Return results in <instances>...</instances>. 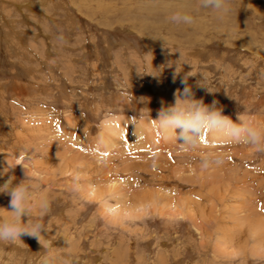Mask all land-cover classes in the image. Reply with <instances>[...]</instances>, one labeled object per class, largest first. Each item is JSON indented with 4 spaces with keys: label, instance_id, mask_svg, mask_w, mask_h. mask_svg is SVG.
Segmentation results:
<instances>
[{
    "label": "rangeland",
    "instance_id": "obj_1",
    "mask_svg": "<svg viewBox=\"0 0 264 264\" xmlns=\"http://www.w3.org/2000/svg\"><path fill=\"white\" fill-rule=\"evenodd\" d=\"M178 2L0 0V185L29 170L55 264H264V145L202 139L224 162L201 171L197 153L135 125L172 103L186 74L195 98L264 123V0H231L224 19L185 0L192 25L168 19ZM115 116L134 133L101 147ZM178 198L189 205L177 216ZM9 199L0 193V208ZM22 240L0 242V264H43L38 239Z\"/></svg>",
    "mask_w": 264,
    "mask_h": 264
},
{
    "label": "clouds",
    "instance_id": "obj_2",
    "mask_svg": "<svg viewBox=\"0 0 264 264\" xmlns=\"http://www.w3.org/2000/svg\"><path fill=\"white\" fill-rule=\"evenodd\" d=\"M196 6L209 10L219 19H224L231 11V0H197ZM168 19L175 24L194 23L191 7L185 0H179L172 7ZM186 76L181 81L185 85L183 89L174 93L172 103L161 102L155 119L151 118L150 110L147 116L143 112L138 113L135 125L141 135L155 131L165 141L174 142L181 152L197 153L195 159L201 171L218 167L224 162L223 153L201 150L202 135L205 131L230 144L250 147L264 145V123L259 122L247 110L238 112L236 121H233L230 116L224 114L223 107L218 106L217 101L205 104L203 99L195 98L192 86L186 83ZM118 135L119 130L112 127L110 120H106L100 125L95 142L107 148L111 140L118 138ZM24 169V178L19 182L14 183V179L10 183L9 178L0 185V193H6L10 197L8 207L0 208L3 210L0 211V242L23 241L22 237L27 235L35 237L41 243V234L46 231L42 220L47 213V200L43 195L35 193V186L31 183L32 176L27 168ZM43 247V264H55L54 253L44 245Z\"/></svg>",
    "mask_w": 264,
    "mask_h": 264
},
{
    "label": "bare ground",
    "instance_id": "obj_3",
    "mask_svg": "<svg viewBox=\"0 0 264 264\" xmlns=\"http://www.w3.org/2000/svg\"><path fill=\"white\" fill-rule=\"evenodd\" d=\"M121 116V115H120ZM125 117V116H124ZM232 119H233V121H236V118L237 117H231ZM122 119V118H121ZM121 119H119V117L118 116H115L114 117V119L111 121V124H112V127L114 128V129H117V130H119V133H121V132H126V133H129V134H131V133H134L133 132V130H132V128L131 127H133V126H131L130 124H129V122H127L126 120H121ZM111 120V119H110ZM132 124V123H131ZM131 126V127H130ZM137 128V127H136ZM135 128V129H136ZM133 129H134V127H133ZM136 131V130H135ZM179 131V130H178ZM137 132H138V129H137ZM206 133H207V140L205 141V142H203V144H208L209 145V143L211 144V145H221V144H225L226 142L225 141H223V140H220V139H217V138H215L214 137V135H212V134H210L209 132H207V131H205ZM139 133V132H138ZM132 136V135H131ZM139 136V135H138ZM140 137V136H139ZM134 139V138H133ZM137 139H139L138 137H137ZM140 140V139H139ZM111 141H113V140H111ZM143 142V141H142ZM141 142V143H142ZM93 189V188H92ZM92 189H87V191L86 192H88L89 194V196H93V197H98V193L94 190H92ZM118 190V191H117ZM117 190H115V189H113V191H114V193L115 194H118V195H120L119 194V191H122L121 190V188H117ZM105 192H102V194H104ZM155 195H153V194H145V195H139V194H137V196H136V198L135 199H139L140 200V202H139V207L141 208V209H145L146 208V206H148L149 205V202H150V199H151V202L153 201V200H155V197H154ZM130 197V196H129ZM161 198V197H160ZM130 199V198H129ZM183 199V198H182ZM182 199H180V198H178V199H173L172 200V202L171 203H173V206L172 207H174V209L176 210L175 211V214L178 216V215H183L184 214V211L186 210V208L188 209V207H187V205H189V204H187V202H186V199H184V200H182ZM123 201V200H122ZM125 201V200H124ZM128 201V200H127ZM150 202V203H151ZM129 204H130V202H128ZM164 204V203H163ZM150 205H154V204H150ZM103 206V208H105V210H109V209H111L110 207H112V205H102ZM135 206V205H134ZM139 207H137V208H135V210L137 211H139V210H141ZM161 207V206H160ZM162 208V207H161ZM164 208V207H163ZM176 208H181L182 210L181 211H177V209ZM126 210V211H125ZM109 211H111V210H109ZM113 211H115L116 213L115 214H112V212ZM119 211H121V210H119ZM124 211L125 212H128L129 210L127 209V207H126V209H124ZM163 211V210H162ZM133 211H129V213H132ZM114 213V212H113ZM239 213V212H238ZM242 213V212H241ZM240 214V213H239ZM129 216L128 215V213H125V214H123V216ZM111 217V219H115V220H117V218L120 216L121 217V215H119V212H118V208H117V206H116V208H113V210L111 211V215H110ZM238 217H239V215H238ZM240 217H241V215H240ZM242 219V218H241ZM241 219H239V220H241ZM243 221H242V223H244V222H247L248 220L246 219V217H243V219H242ZM259 247H261L262 248V245H260Z\"/></svg>",
    "mask_w": 264,
    "mask_h": 264
},
{
    "label": "snow or ice",
    "instance_id": "obj_4",
    "mask_svg": "<svg viewBox=\"0 0 264 264\" xmlns=\"http://www.w3.org/2000/svg\"><path fill=\"white\" fill-rule=\"evenodd\" d=\"M202 139H204L205 141L207 140V135H206V133H204V134L202 135ZM262 210H264V208H262Z\"/></svg>",
    "mask_w": 264,
    "mask_h": 264
}]
</instances>
